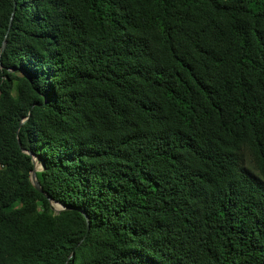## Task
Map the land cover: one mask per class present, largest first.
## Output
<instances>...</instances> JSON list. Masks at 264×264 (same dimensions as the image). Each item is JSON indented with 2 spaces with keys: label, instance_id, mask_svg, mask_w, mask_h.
Listing matches in <instances>:
<instances>
[{
  "label": "trees",
  "instance_id": "trees-1",
  "mask_svg": "<svg viewBox=\"0 0 264 264\" xmlns=\"http://www.w3.org/2000/svg\"><path fill=\"white\" fill-rule=\"evenodd\" d=\"M0 264H264V0H0Z\"/></svg>",
  "mask_w": 264,
  "mask_h": 264
},
{
  "label": "water",
  "instance_id": "water-1",
  "mask_svg": "<svg viewBox=\"0 0 264 264\" xmlns=\"http://www.w3.org/2000/svg\"><path fill=\"white\" fill-rule=\"evenodd\" d=\"M4 46H5V41L2 42V46H1V50H2V51L4 50ZM36 161H37V158H33V159H32V165H33V168H32V170H31V172H30V174H29V180H30L32 186H33V187H34L39 193H43V191H42V189H41V187H40V185H39V182H38V180H37V177H36V172L42 170L43 165H42V163H38V164H39V165H38V168H36V166H37ZM37 162H38V161H37ZM43 194H44V193H43ZM45 196H46V195H45ZM51 202H53V201H51ZM53 203H54V202H53ZM53 203H52V204H53ZM56 204H58V203H56ZM59 205H60V204H59ZM60 206H61L60 210H63L64 207H63L62 205H60ZM53 210L56 212L55 209H53ZM60 210H58V211H60Z\"/></svg>",
  "mask_w": 264,
  "mask_h": 264
},
{
  "label": "rangeland",
  "instance_id": "rangeland-1",
  "mask_svg": "<svg viewBox=\"0 0 264 264\" xmlns=\"http://www.w3.org/2000/svg\"><path fill=\"white\" fill-rule=\"evenodd\" d=\"M38 161V160H37ZM36 161V163H37V165H39L38 163L39 162H37ZM53 207H54V209L56 210V211H58V210H60V208H61V206L59 205V204H56V203H53Z\"/></svg>",
  "mask_w": 264,
  "mask_h": 264
},
{
  "label": "bare ground",
  "instance_id": "bare-ground-1",
  "mask_svg": "<svg viewBox=\"0 0 264 264\" xmlns=\"http://www.w3.org/2000/svg\"><path fill=\"white\" fill-rule=\"evenodd\" d=\"M36 168H38V167H36Z\"/></svg>",
  "mask_w": 264,
  "mask_h": 264
}]
</instances>
